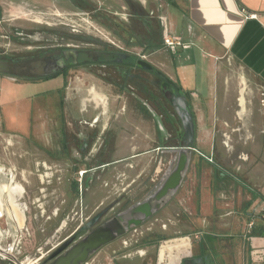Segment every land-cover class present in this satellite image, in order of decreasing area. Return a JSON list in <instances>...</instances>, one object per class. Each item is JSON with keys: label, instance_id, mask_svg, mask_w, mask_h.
<instances>
[{"label": "crops", "instance_id": "obj_1", "mask_svg": "<svg viewBox=\"0 0 264 264\" xmlns=\"http://www.w3.org/2000/svg\"><path fill=\"white\" fill-rule=\"evenodd\" d=\"M6 7L123 22L132 48L140 36L146 60L185 96L194 150L175 199L138 229L139 244L131 233L91 261L172 264L200 257L214 264H264V219L255 211L264 203V0H0V9ZM165 30L186 48H166ZM27 88L0 77V134L14 137L19 150L20 141L29 143L23 154L13 152L11 167L0 166L5 185L23 190L16 201H1L7 226L17 221L13 205L27 221L19 232L0 227L1 249L5 238L12 241L6 248L22 241L25 229L28 239L38 230L44 245H52L68 233L75 211L86 218L121 197L138 200L161 173L158 130L149 116L90 103L81 93L76 99L54 93L55 101L42 103L31 95L20 99ZM28 100L35 102L31 109ZM20 129H30L32 140L20 139ZM93 130L92 143L108 133L107 158L64 151L67 133L81 143ZM47 166L60 172L47 178ZM32 259L26 255L22 262Z\"/></svg>", "mask_w": 264, "mask_h": 264}, {"label": "flooded vegetation", "instance_id": "obj_2", "mask_svg": "<svg viewBox=\"0 0 264 264\" xmlns=\"http://www.w3.org/2000/svg\"><path fill=\"white\" fill-rule=\"evenodd\" d=\"M86 14L91 21L100 25L108 33L110 39L94 35L83 26L64 22L13 27L7 36H0L8 42L6 47L0 48V77L10 79L15 85L42 89V93H71L74 95L72 99H76L77 93L114 94L116 99L113 102H105L106 106L112 103L125 111L149 116L155 122L160 145L156 167L160 168L161 173L151 184L147 193L138 200L128 201L121 197L120 200L93 211L79 228L76 229L75 223H69L68 233L58 241V246L37 264H51L53 260H49V256L56 249L74 236L61 253L63 255L98 227H114L119 224L123 228L125 226L130 228L123 236L116 238L100 250L116 245L118 242L122 243L124 238L141 227L131 228L134 222L143 217V213H131L130 208L147 201L152 209L151 218L148 220L150 221L175 199L177 193L171 194L168 191L161 200L163 201L161 207L155 209L157 198L154 194H158L159 188L171 177L176 167L177 154L169 151L178 149L180 143L186 141L183 137L181 121L172 106L177 90L156 67L153 66V71H145L137 65L140 61L148 62L146 57L142 58L145 56L141 45L143 39L140 36L137 37L134 41L136 46L132 48L126 24L114 22L108 17L98 18L97 15ZM126 16L125 14L121 19L126 21ZM96 19L98 21H95ZM133 49L138 51L133 52ZM94 132V130L90 131L81 143L67 133L63 143L64 151L81 157L94 153L93 157L102 160L107 158L106 155L110 153L107 143L108 133L98 144L92 143L97 139ZM189 147L193 146L190 144ZM78 179L76 178V183L80 184L82 179L80 182ZM10 187L0 186V201H14L13 195L19 197L23 192L22 190L20 195L13 194ZM2 218H7L4 211ZM16 220L13 227L8 228L19 232L22 229L20 228L21 219L17 216ZM92 221L91 227L79 232ZM26 223L25 219L23 227ZM140 237L141 235L136 240L137 244L140 242ZM99 251L91 256L89 261ZM33 258L37 256L34 254ZM22 263L30 264V262L20 264Z\"/></svg>", "mask_w": 264, "mask_h": 264}, {"label": "water", "instance_id": "obj_3", "mask_svg": "<svg viewBox=\"0 0 264 264\" xmlns=\"http://www.w3.org/2000/svg\"><path fill=\"white\" fill-rule=\"evenodd\" d=\"M137 65L145 70V71H153V66L149 62L140 61ZM169 80V79H167ZM171 85L177 90V96L172 101V106L176 111L182 126L183 137L186 139L184 143H180L178 149L170 150L169 152H174L177 154V162L176 167L171 175V177L159 188L158 194H154L157 198V204L155 209H159L161 204L163 203L162 198L166 195L168 191L171 194H174L180 188L185 174L189 168V157L188 153L193 151V137H194V126L192 123L191 116L189 114L187 103L185 96L179 93L178 87L169 81ZM129 212H142L143 217L138 221L134 222L131 228H138L145 224L150 218L152 214V209L147 201L143 204H137L129 209ZM18 213L17 210L14 211V214ZM16 215V214H15ZM3 216V206L0 201V219ZM21 223L20 228H23L25 217L21 215ZM93 221L87 224L85 227L80 229L79 232L84 231L85 229L91 227ZM130 228L125 226L124 228L121 225H116L114 227H98L97 229L93 230L87 236H85L81 241L74 244L69 250H67L63 255L61 253L65 250L66 246L71 242L74 236L67 241L63 246L56 249L51 255L49 256V260H53L51 264H86L89 261V258L93 256L96 252H98L102 247L110 244L116 238L121 237L124 235L125 231H129ZM8 249L12 251V247L10 246ZM5 257H8L14 264H20L18 260L12 256L7 249L0 248V264L5 260ZM10 262V263H12ZM12 263V264H13ZM171 264V263H169ZM172 264H214V262L209 258H184L178 263Z\"/></svg>", "mask_w": 264, "mask_h": 264}, {"label": "rangeland", "instance_id": "obj_4", "mask_svg": "<svg viewBox=\"0 0 264 264\" xmlns=\"http://www.w3.org/2000/svg\"><path fill=\"white\" fill-rule=\"evenodd\" d=\"M78 15H80V13H77ZM65 15V14H60L62 16L57 17V16H51V15H45L44 17H40L39 15H35V16H29L26 12H21L18 9L15 8H3L0 9V36H7L8 33L10 32V30L13 27L19 26V25H31V24H39V25H44V23L50 24L53 22H64V23H69V24H73V25H81L83 26L84 23L82 21H80L79 16L78 15ZM90 22L98 27H100V25H98L97 23L93 22L90 20ZM102 28V27H101ZM137 38V37H136ZM136 40V39H135ZM8 45V42L5 41L4 39L0 38V48L2 47H6ZM138 49L133 50V52H137ZM9 83V82H8ZM34 87L31 88H27L25 90H22V92H20V96L19 98L23 99V97H27L28 95L33 96L37 103H42L44 100L47 101H55V97L57 96L56 94L53 96L52 94L49 93H42V89L39 88H35ZM99 95L100 96V100L95 99L94 96ZM35 95V96H34ZM88 94H83V96L90 101V103H94L97 105H101L104 104L105 102H109L110 100H115V95L111 94V93H100V92H91L88 96ZM53 96V97H52ZM102 98V99H101ZM46 101V102H47ZM30 107L29 109H31V106L33 105V100L30 101L28 100V102ZM101 103V104H100ZM25 102L21 101V103L19 105H21L22 109L25 106ZM18 106V105H17ZM17 106L13 105L12 107L14 108V111L16 112L15 108H17ZM25 111L22 110L21 114H24ZM30 114L33 116V110L30 112ZM53 114V113H52ZM6 116V115H5ZM34 123L30 124L31 127L33 126ZM17 136L22 139V140H32L33 135L30 131V129L28 130L27 134L24 133V131L21 129L16 132ZM20 145H22L23 147L20 148L17 146V140L14 137H10L9 135H5V134H0V166H4L5 168H9L12 165L13 162V158L17 157H13L12 154L13 152L15 153V155H17L18 152H20L21 154H23L24 149H28L29 143L28 142H23L20 141L19 142ZM24 158H20V161H22ZM24 161V160H23ZM5 178L2 174H0V185H5ZM17 186H19L18 184H16ZM15 186V185H14ZM20 187V186H19ZM21 188V187H20ZM256 213L258 214V217L263 220L264 219V203L261 204L260 207L256 208ZM8 221L7 218H2L0 219V227L3 231H6L8 229ZM3 249H5L7 247V245L11 244V239L9 238H5L3 239ZM45 241H44V237L42 236V234H40L38 232V230H35L34 235H32V237L30 239H25L21 244H22V248L24 250L23 254L21 256H18V262H22L24 260V257L26 255H30L34 257L35 254V250L38 247H46L44 245ZM115 246H121V243L118 242ZM2 247V245H1ZM22 250V251H23ZM97 256H94V260L97 259ZM1 264H12L8 261H3ZM27 264V263H25ZM88 264H96L94 261H88ZM104 264H107L106 262H104Z\"/></svg>", "mask_w": 264, "mask_h": 264}, {"label": "built area", "instance_id": "obj_5", "mask_svg": "<svg viewBox=\"0 0 264 264\" xmlns=\"http://www.w3.org/2000/svg\"><path fill=\"white\" fill-rule=\"evenodd\" d=\"M26 13L29 16L39 15L40 17H44L45 15H51V16L53 15V16H57V17L62 16L59 13H56L55 11H53L51 9H48L46 11H38V10L33 9V10H30L29 12H26ZM78 16H79V18L81 17L79 20L84 23L83 27H85L87 30H89L92 34L97 35L99 37L110 39L108 33L104 29H102L101 27H98V26H96L90 22V19L88 18V15L86 13H82ZM249 17H254V16L250 15ZM79 26H81V25H79ZM163 44L166 48H168L171 51L175 50V48L177 46H181L183 48H186V46H183L177 38L172 37L168 32H166V30L164 31V35H163ZM142 58H145V56H142ZM209 161H211V160L209 159ZM59 172H60V169L57 168L56 166H53V167L47 166L46 172L44 173V175H46L47 178H53ZM78 178H79L78 181L80 182L81 178H82V172L79 173ZM123 185H124L123 183H121L120 185L116 184L113 186V190L118 191L119 190L118 187L123 186ZM122 190H124V188H122L121 191ZM86 219H87V217L86 218L83 217L82 213L79 210H77L71 215L69 221L75 223L76 229H77V228H79V226L84 221H86ZM24 228L25 227H23L22 229H24ZM138 229H135L132 233L133 240H137L138 236H140L142 234L140 231H138ZM23 235L25 236L24 239H28L30 237V234L26 229H25V231H23ZM24 239L23 240L21 239L22 241H18V243L16 245H12L11 246L12 251L8 250V252L12 256H14L17 260H18V256H21V254L23 252L22 251L23 248H22L21 243L24 241ZM58 244H59V242H55L52 245H48L47 248L46 247L36 248L35 256H37V258H33L31 260L30 264H37L39 262V260H41L44 256H46L49 252H51L54 248H56V246H58ZM5 249H8V248H5ZM5 261L12 262L8 257H5ZM19 263H21V262H19ZM86 264H88V263H86Z\"/></svg>", "mask_w": 264, "mask_h": 264}, {"label": "bare ground", "instance_id": "obj_6", "mask_svg": "<svg viewBox=\"0 0 264 264\" xmlns=\"http://www.w3.org/2000/svg\"><path fill=\"white\" fill-rule=\"evenodd\" d=\"M94 98L95 99H98V100H100V96L99 95H96L95 94V96H94ZM102 99V98H101ZM2 169V168H1ZM1 169H0V171H1ZM3 171V170H2ZM12 179V178H11ZM10 186H8V188H9ZM9 190V189H8ZM10 191L13 193V194H16V195H20L21 194V192H22V188H20L19 186H17V185H15V186H13V187H10ZM12 195V194H11ZM14 196V195H13ZM15 201V200H14ZM14 206V205H13ZM17 206V205H16ZM16 206H14V211H16L17 210V207ZM16 207V208H15ZM22 211V210H21ZM16 215V219H17V216L20 218V219H22V217H21V215L22 214H18V213H15ZM21 221V220H20ZM19 221V222H20ZM171 244H172V242H171ZM177 243L175 242H173V244L172 245H176ZM7 250H10V249H7ZM23 264V263H22Z\"/></svg>", "mask_w": 264, "mask_h": 264}]
</instances>
